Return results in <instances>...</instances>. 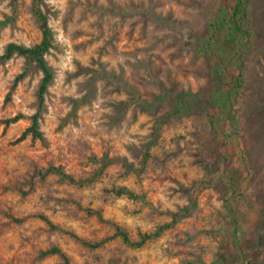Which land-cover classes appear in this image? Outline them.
Wrapping results in <instances>:
<instances>
[{"label": "rangeland", "instance_id": "374dc122", "mask_svg": "<svg viewBox=\"0 0 264 264\" xmlns=\"http://www.w3.org/2000/svg\"><path fill=\"white\" fill-rule=\"evenodd\" d=\"M220 1L44 0L41 110L43 72L0 63V264H264V0L246 35ZM41 39L34 0H0V55Z\"/></svg>", "mask_w": 264, "mask_h": 264}, {"label": "trees", "instance_id": "16d2710c", "mask_svg": "<svg viewBox=\"0 0 264 264\" xmlns=\"http://www.w3.org/2000/svg\"><path fill=\"white\" fill-rule=\"evenodd\" d=\"M44 0H34L35 5V15L40 23L42 39L34 46H26L18 43H9L3 54L0 55V63L8 62L12 60L15 56H21L26 59L28 64L36 65L42 72L43 78L39 87V98H40V110L46 102V96L55 79V72L50 66L47 55L51 52L54 46V31L49 23V18L43 10ZM243 0H221L219 7L214 15L212 22V29L215 32L224 31L226 28L236 34H247L248 31L244 30L241 22L243 14ZM25 75L23 74L19 79H17L15 87L23 79ZM225 101V100H223ZM25 115H17L13 119L9 120L8 123H16L23 119ZM32 126L26 130L20 141L25 140L28 135H32L35 138H42V131L40 126V111L32 116ZM51 172H56L63 175L65 178L69 179L71 182H75V179L70 175L63 173L59 168H52ZM124 191H118V194H124ZM52 228H56L52 223H50ZM161 231V230H160ZM122 235L126 241H129L126 234L118 232ZM159 232L155 234H147L144 236L142 243L136 244V246H141L147 239L154 236H158ZM68 262V261H67Z\"/></svg>", "mask_w": 264, "mask_h": 264}]
</instances>
